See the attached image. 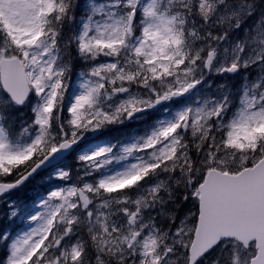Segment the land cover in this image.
<instances>
[{
	"label": "snow or ice",
	"instance_id": "1",
	"mask_svg": "<svg viewBox=\"0 0 264 264\" xmlns=\"http://www.w3.org/2000/svg\"><path fill=\"white\" fill-rule=\"evenodd\" d=\"M250 203L264 0H0V264H264L195 249Z\"/></svg>",
	"mask_w": 264,
	"mask_h": 264
},
{
	"label": "water",
	"instance_id": "2",
	"mask_svg": "<svg viewBox=\"0 0 264 264\" xmlns=\"http://www.w3.org/2000/svg\"><path fill=\"white\" fill-rule=\"evenodd\" d=\"M222 231L234 234L239 241H257V248L264 253V215L254 204L219 216L207 234L202 232L195 245L196 251L206 247Z\"/></svg>",
	"mask_w": 264,
	"mask_h": 264
},
{
	"label": "rangeland",
	"instance_id": "3",
	"mask_svg": "<svg viewBox=\"0 0 264 264\" xmlns=\"http://www.w3.org/2000/svg\"><path fill=\"white\" fill-rule=\"evenodd\" d=\"M40 183H41V181L38 179L37 183L32 188H29L26 192L21 193V196L23 198L33 197L36 193V190L39 189ZM238 242H239L238 240L230 241V243H238ZM245 246H248V245H245ZM215 258H216V251H213L212 253H210L206 257H204V260L201 262V264H214Z\"/></svg>",
	"mask_w": 264,
	"mask_h": 264
}]
</instances>
